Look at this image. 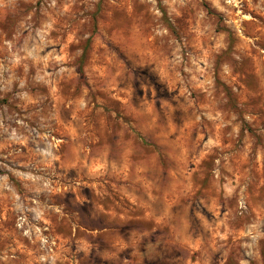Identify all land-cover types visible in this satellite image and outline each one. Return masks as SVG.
<instances>
[{"label":"rangeland","instance_id":"rangeland-1","mask_svg":"<svg viewBox=\"0 0 264 264\" xmlns=\"http://www.w3.org/2000/svg\"><path fill=\"white\" fill-rule=\"evenodd\" d=\"M0 264H264V0H0Z\"/></svg>","mask_w":264,"mask_h":264}]
</instances>
